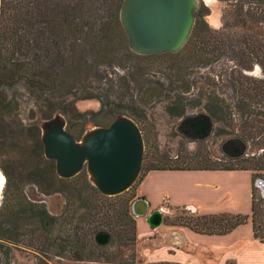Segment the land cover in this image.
I'll list each match as a JSON object with an SVG mask.
<instances>
[{"label": "trees", "instance_id": "trees-1", "mask_svg": "<svg viewBox=\"0 0 264 264\" xmlns=\"http://www.w3.org/2000/svg\"><path fill=\"white\" fill-rule=\"evenodd\" d=\"M218 1L225 5L220 28L209 23L207 17L211 9L200 0L193 32L180 51L142 56L145 59L172 58L175 62L171 67L173 81H181L180 88L185 93L199 89L192 108L212 119L213 132L216 130L227 139L243 142L247 151L239 157L225 154L223 158L214 159L205 146H200L206 139H190L182 134L186 139L199 142L196 152L191 153L182 146L175 157L159 153L154 156L149 148L144 155L143 170L147 174L151 171H250L251 213H185L168 224L201 235L225 236L250 223L254 238L264 244V192L258 185L259 181H264V78L250 75L259 66L264 77V0ZM123 2L1 0L0 81H25V88L35 97L43 96L49 88L44 81H58L57 87L74 94L67 81H74L84 65L99 62L111 50L110 22L119 17L121 20ZM222 61L230 64V99L217 93L219 88L210 78L207 81L192 79L194 69ZM0 96L7 99L1 84ZM94 96V93L86 95ZM3 104L0 101L1 107ZM188 106L183 105L182 117L195 115L186 114ZM119 114L125 113L118 111L115 117ZM136 121L148 145V136L140 121ZM67 128L75 137L82 138L85 134L68 125ZM254 147L257 150H253ZM34 158L37 163L28 170L35 184L47 195L56 193L58 185L75 178L58 176L56 162L45 157L44 144L39 137ZM9 180L0 206V264H19L15 250H30L43 258L54 254L61 259L96 262L112 241L133 243L137 240L138 225L132 215L134 196L126 193L105 196L89 179L88 189L66 198L65 210L55 215L44 202L29 199L22 188L13 191ZM58 227L59 233L56 232ZM102 231L111 236L107 245L97 241ZM38 264L53 263L41 260Z\"/></svg>", "mask_w": 264, "mask_h": 264}, {"label": "rangeland", "instance_id": "rangeland-1", "mask_svg": "<svg viewBox=\"0 0 264 264\" xmlns=\"http://www.w3.org/2000/svg\"><path fill=\"white\" fill-rule=\"evenodd\" d=\"M224 10L225 5L222 8L220 6V10L214 9V12L211 9V15L207 19L213 27L218 21L217 15L220 13L223 17ZM110 23L109 31L113 44L111 50L106 52L99 62H88L84 65L83 69L76 73L74 81H67V84L73 87L74 94H68L64 88L57 87L55 84L58 81H44L49 88L43 96L39 97L33 96L25 88V81H0L7 95V99L0 96V101L4 102L2 106L5 107L3 109L0 106V171L6 177L5 186L0 194V206L9 179L12 190L22 188L29 199L44 202L49 211L55 215L65 210L66 198L73 197L79 191L84 193L88 189L86 185L90 181L85 170L72 181L58 185L56 193L47 195L35 184V179L28 170L30 166L37 163L34 155L37 139L41 138L40 125L56 112L66 118L70 128L83 134L97 126H108L113 121L115 113L123 111L132 118H138L136 120L140 121L148 136L146 152L150 148L154 156L159 153L160 156L167 154L175 157L182 146L191 153L196 152L200 146H205L214 159L223 158L225 154L232 156L223 149L229 139L217 134L216 130L204 142H201L200 146L199 142L182 136L179 127L185 120V117L180 115L183 105H189L186 108L187 115L202 113L192 108L199 89H193L190 93L183 92L180 88L181 81H173L171 77V67L175 64L172 58L145 59L130 49L129 39L120 17L119 20ZM229 69L230 64L222 61L217 65L194 69L192 79L207 81V78H210L219 88L217 93L225 99H230L232 93L228 89ZM88 93H94L96 96L86 97ZM77 136H79L78 139L81 138L80 135ZM253 150L257 148L254 147ZM145 175L147 173L143 170L139 181L126 192L127 196L135 197L132 203V215L137 225L139 219L147 225V229L144 230L142 227L140 233L138 229L135 242L112 241L101 251L102 258L96 262L61 259L54 254H47L48 258H43L41 254L30 250H15L17 263L38 264L41 260H52L53 264H165L163 261L157 263L153 261L168 257L164 250V239L168 238L167 232L173 227L168 223L185 213L202 214L187 207H171L167 200L161 207H153L150 202L146 215L139 216L133 213L136 200L141 198L148 200L147 197L139 194ZM235 181L240 186L239 194L243 202L248 195V180ZM217 201L212 198L203 201L204 205L200 203V210L208 209V212L212 214L214 213L212 211L218 208L230 206L217 205ZM155 210H161L164 216L163 224L157 229L151 228L147 223V218ZM56 232L59 233V227ZM222 244L218 246L217 242L202 244L198 242L196 251L191 250L190 253L195 261L208 264H226L227 260L238 257L242 258V264H247L246 256L264 258V244H250L245 252L240 251V245ZM227 246H229L228 249Z\"/></svg>", "mask_w": 264, "mask_h": 264}, {"label": "water", "instance_id": "water-1", "mask_svg": "<svg viewBox=\"0 0 264 264\" xmlns=\"http://www.w3.org/2000/svg\"><path fill=\"white\" fill-rule=\"evenodd\" d=\"M199 0H124L121 23L129 47L140 55L176 53L189 41L195 26ZM66 118L58 113L40 125L45 157L56 162L59 177L70 179L87 170L92 184L105 196L128 192L141 178L146 141L143 130L129 115L119 114L108 126H97L77 139L67 128ZM214 122L202 112L185 118L179 131L186 137L204 140L212 135ZM224 151L233 157L245 154L247 146L229 139ZM258 185L264 192V181ZM145 199L134 202L133 213L146 215ZM160 210L147 218L152 228L163 224ZM107 232L97 235L99 244L107 245Z\"/></svg>", "mask_w": 264, "mask_h": 264}, {"label": "crops", "instance_id": "crops-1", "mask_svg": "<svg viewBox=\"0 0 264 264\" xmlns=\"http://www.w3.org/2000/svg\"><path fill=\"white\" fill-rule=\"evenodd\" d=\"M204 1L211 7L212 12H214V9L220 10V6L221 8L223 6L218 0ZM217 16L218 21L214 23V27L220 28L222 17L220 13ZM241 179H247L249 183L247 199L243 202L239 194L240 186L236 181L234 182V180ZM232 180L233 182H231ZM139 194L147 197L149 207L150 202L153 207H161L164 201L167 200L171 207H187L199 214H211L208 209L201 211L200 203L203 204V201L212 198V200H218L217 205H230L228 208L223 207L212 211L214 213L249 214L251 213L252 202V173L250 171H151L141 182ZM146 226V223L140 221V219L138 220L139 233L142 227L146 230ZM167 236L168 238L164 239V250L167 252L168 257L153 261L155 263L163 261L165 264H208L203 261H195L190 253L191 250L196 251L195 247L198 248L196 245L198 242L200 244L217 242L218 246L222 243L224 245H240L241 252L247 251L250 244H262L254 238L250 223L225 236L201 235L183 227L170 228ZM226 248L228 249L229 246ZM246 257L247 264L264 263V258ZM241 260L240 257L229 259L226 264H242Z\"/></svg>", "mask_w": 264, "mask_h": 264}, {"label": "clouds", "instance_id": "clouds-1", "mask_svg": "<svg viewBox=\"0 0 264 264\" xmlns=\"http://www.w3.org/2000/svg\"><path fill=\"white\" fill-rule=\"evenodd\" d=\"M250 75H253L257 78H264L261 76V69L259 68V66L255 67L254 71L250 73Z\"/></svg>", "mask_w": 264, "mask_h": 264}, {"label": "bare ground", "instance_id": "bare-ground-1", "mask_svg": "<svg viewBox=\"0 0 264 264\" xmlns=\"http://www.w3.org/2000/svg\"><path fill=\"white\" fill-rule=\"evenodd\" d=\"M6 183V177L4 176V174L0 171V194H1V190L2 188L5 186Z\"/></svg>", "mask_w": 264, "mask_h": 264}]
</instances>
